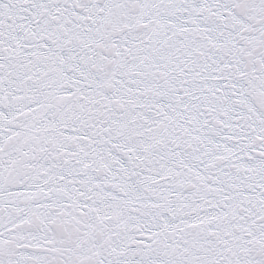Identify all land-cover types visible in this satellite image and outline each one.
<instances>
[{"label":"snow or ice","instance_id":"snow-or-ice-1","mask_svg":"<svg viewBox=\"0 0 264 264\" xmlns=\"http://www.w3.org/2000/svg\"><path fill=\"white\" fill-rule=\"evenodd\" d=\"M0 264H264V0H0Z\"/></svg>","mask_w":264,"mask_h":264}]
</instances>
